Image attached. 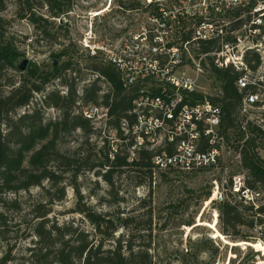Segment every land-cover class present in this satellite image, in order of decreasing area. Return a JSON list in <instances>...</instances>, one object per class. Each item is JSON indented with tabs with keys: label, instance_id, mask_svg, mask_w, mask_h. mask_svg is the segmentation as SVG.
Returning a JSON list of instances; mask_svg holds the SVG:
<instances>
[{
	"label": "trees",
	"instance_id": "16d2710c",
	"mask_svg": "<svg viewBox=\"0 0 264 264\" xmlns=\"http://www.w3.org/2000/svg\"><path fill=\"white\" fill-rule=\"evenodd\" d=\"M33 1L35 0L18 1L20 6H24L21 9L24 14L22 18H26L35 27L38 36L47 38L50 36L48 25L53 22L50 20L60 19L65 14L64 6H69L71 1L36 0L40 8L45 9V17L36 14ZM3 10L4 2L0 0V12ZM1 26L2 19H0V238L8 225V207L17 212L22 209L18 194H29L31 189H39L37 198L27 204V215L30 216L31 223L27 235L30 237V246L26 249L24 264H154L153 257L147 249L133 245L134 238L139 235L136 217H122L120 214L105 216L94 211L89 205L81 203L83 197L77 184L83 172H91L100 178L109 186L110 192L114 190L113 178L125 173L131 174L127 177L137 185H141L145 180L151 182L154 151L140 149L136 153V158L128 162L127 147L118 144L113 159L109 160L112 145L107 141H101L102 145L98 150L94 146L89 147L88 137L95 130L81 113L74 111L78 102L83 106H101L108 110V124L112 128H118L122 121L132 125L134 117L129 114L132 94L123 89L112 67L87 53L83 54V57L89 62V71L97 77L84 86L81 95H78L74 79L66 78V72L73 70L74 63H71L73 58L59 63L60 60L67 58V51H70L72 46L52 54V60L45 70H41L33 63H27L25 70L19 71L18 65L23 60V54L11 40L4 38ZM61 27L60 25L59 28ZM9 71L18 72L19 78L16 82L8 79ZM209 71L221 94L218 98L208 99L221 109L223 136L228 140L231 135L235 143L240 139L236 132V116L242 100V94L235 87L237 74L231 70H217L213 67ZM54 80H58L60 87L66 89L64 94L56 89L46 91L47 86ZM101 80L106 85V91H102L98 85ZM37 95L41 96L39 101H36ZM194 97L202 99L200 94ZM30 106L29 110H24ZM49 108L55 109L59 117L54 121L45 122L43 109ZM75 131L84 134L85 141L72 152L65 150L61 138ZM254 148L253 140L245 144L241 153V164L247 171V186L264 193V162L258 159ZM161 177L166 178L163 174ZM67 187L72 189L77 198L75 213L81 215L91 226L90 232L71 224L57 225L50 222L52 207L65 198ZM9 195H12L10 199ZM231 196L230 194L215 204L220 233L229 237L231 241L250 243V236L241 235L239 229L253 228L257 225L262 227L264 232V220L258 217L264 214V206L253 210L242 203L235 201L232 203ZM204 197L208 198L209 193H205ZM146 217L147 231L151 232L150 206ZM181 225L190 227L192 221ZM120 229L127 230L128 233L115 238V233ZM10 255L11 249H8L0 256V264H9L12 260ZM250 261L252 259L247 258L243 264Z\"/></svg>",
	"mask_w": 264,
	"mask_h": 264
},
{
	"label": "built area",
	"instance_id": "2783aa9c",
	"mask_svg": "<svg viewBox=\"0 0 264 264\" xmlns=\"http://www.w3.org/2000/svg\"><path fill=\"white\" fill-rule=\"evenodd\" d=\"M145 2L147 24L115 31L92 47L84 45L87 53L114 69L123 89L132 94L129 114L134 123L122 121L112 128L108 110L96 105L83 106V118L103 130L101 141L112 145L109 160L118 144L127 147L128 162L140 149L154 151L153 176L216 169L233 151L240 172L231 177L229 193L253 210L264 206V193L247 186L241 164L250 140L264 162V0ZM211 67L237 74L235 87L242 100L235 143L222 134L220 107L200 91ZM220 94L219 88L215 98ZM213 184L214 197L221 199L218 183ZM258 217L264 220V214Z\"/></svg>",
	"mask_w": 264,
	"mask_h": 264
},
{
	"label": "rangeland",
	"instance_id": "374dc122",
	"mask_svg": "<svg viewBox=\"0 0 264 264\" xmlns=\"http://www.w3.org/2000/svg\"><path fill=\"white\" fill-rule=\"evenodd\" d=\"M18 1L3 0L4 10L0 12V19L4 38L13 42L23 54V60L37 65L41 70L48 68L52 54L72 46L67 51V58L59 63L73 58V70L66 72V78L74 79L78 95H81L84 86L96 79V74L88 69V60L83 57V54H87L84 45L92 47L115 31H127L147 24L145 18L149 10L145 0H70V5L64 6L65 14L60 19L50 20L53 21L48 25L50 36L45 38L38 36L35 27L26 18H22L24 14L21 9L24 6H20ZM33 2L36 14L45 17V9L40 8L36 0ZM7 75L11 81L16 82L19 78L15 71H9ZM98 85L102 91H106L103 80ZM199 87L200 91L212 98L218 94L219 88L211 75H206ZM55 89L61 94L66 91L64 87H60L58 80L51 82L46 91ZM35 98L39 101L41 96L37 95ZM30 108L31 106L24 110ZM74 111L82 114L83 105L78 102ZM43 116L45 122L54 121L59 113L52 108L43 109ZM94 130L88 137V143L89 147L94 146L98 150L102 145L103 130L100 126H96ZM61 141L64 149L72 152L85 141V137L80 131H75L62 137ZM236 172H240V167L232 151L225 155L224 162L216 169L191 174L171 171L156 173L150 183L145 180L141 185L135 184L127 177L131 174L125 173L113 178L112 192L105 182L91 172H83L77 184L83 197L81 203L89 205L94 211L105 216L120 214L122 217H136L139 235L134 238L133 245L147 249L154 264H243L247 258L252 259L248 264H264L261 252H264L262 227L255 225L253 228L239 229L241 235L250 236V243L231 241L220 233L215 204L230 195L228 185ZM161 174L166 178H162ZM214 181L218 183L221 199L219 196L214 197L212 193ZM39 193V189H31L29 194L19 193L17 198L22 207L19 212L8 207V225L0 238V256L11 249L12 260L9 264H24L26 249L30 246V237L27 235L31 223L30 216L27 215V204L36 199ZM205 193H209L208 198L204 197ZM11 197L12 195L8 196L9 199ZM230 200L232 203H242L237 197L231 196ZM76 203L74 192L67 187L65 198L52 207L50 222L57 225L71 224L90 232L91 226L81 215L75 213ZM149 206L152 209L151 232L147 231L146 226ZM187 221H192L190 227L181 225ZM126 232L128 233L127 230L120 229L115 233V238L125 236Z\"/></svg>",
	"mask_w": 264,
	"mask_h": 264
},
{
	"label": "water",
	"instance_id": "95a60500",
	"mask_svg": "<svg viewBox=\"0 0 264 264\" xmlns=\"http://www.w3.org/2000/svg\"><path fill=\"white\" fill-rule=\"evenodd\" d=\"M27 65V60H22V62L18 65V70L23 72L25 70V67ZM53 65H56V62H53Z\"/></svg>",
	"mask_w": 264,
	"mask_h": 264
}]
</instances>
